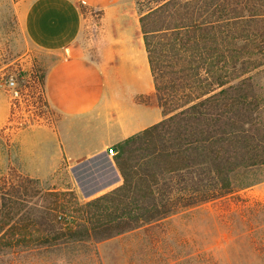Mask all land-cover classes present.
<instances>
[{"label":"trees","instance_id":"trees-1","mask_svg":"<svg viewBox=\"0 0 264 264\" xmlns=\"http://www.w3.org/2000/svg\"><path fill=\"white\" fill-rule=\"evenodd\" d=\"M138 24L153 83L139 103L163 118L113 146L121 183L89 201L54 190L25 208L13 195L37 180L0 178V255L110 239L264 166V0H160Z\"/></svg>","mask_w":264,"mask_h":264},{"label":"rangeland","instance_id":"rangeland-1","mask_svg":"<svg viewBox=\"0 0 264 264\" xmlns=\"http://www.w3.org/2000/svg\"><path fill=\"white\" fill-rule=\"evenodd\" d=\"M18 1L0 0V178L13 185L24 179L37 180L38 183L26 184L25 190L13 195L28 208L32 200H40L45 192L72 189V176L62 161L52 173L32 175V167L44 164V154L31 151L22 154L21 138L32 147V132L25 135L23 132L50 126L60 135H68L70 151L79 148L83 149L79 154H91L106 148L107 152L109 147L121 142L117 140L121 136L119 116L123 115L120 108L124 105L117 96L118 100L107 98L105 109L98 107L87 117L65 120L54 112L47 104L42 79L51 61L48 55L31 47L20 31L15 9ZM159 1L123 0L122 3L133 20H138L141 12ZM83 7L86 21L80 39L91 58V39L101 38V12ZM10 78L16 83L19 94L16 98L4 86ZM141 86L145 83L140 78L129 76L123 80L128 98ZM142 100H145L143 96L138 95L132 102L139 104ZM126 110L124 120L133 123L149 124L156 114L160 116L155 109L143 106L128 105ZM56 154H51L53 163ZM78 172L74 177L79 180L84 196L91 192L89 189L101 187L107 178L95 174L87 181ZM108 176L111 178L112 174ZM235 181L238 188L229 195L182 209L110 239L34 251L32 245L21 251L11 249L0 255V264H264V166L241 171ZM17 189L6 187L4 192L14 193Z\"/></svg>","mask_w":264,"mask_h":264},{"label":"crops","instance_id":"crops-1","mask_svg":"<svg viewBox=\"0 0 264 264\" xmlns=\"http://www.w3.org/2000/svg\"><path fill=\"white\" fill-rule=\"evenodd\" d=\"M123 0H19L16 3L18 26L31 47L48 55L51 65L44 78V94L48 106L62 119L90 116L98 107L105 109L107 98L123 103L119 116L121 136L118 142L159 122L163 117L155 106L134 104V96L150 95L153 83L150 76L146 51L143 45L138 20L129 15ZM101 12V38H92L90 47L93 57L88 56L80 35L86 21L81 6ZM86 46V45H85ZM140 78L145 86L125 96L123 87L129 76ZM149 77V78H148ZM151 81V82H150ZM142 88V89H141ZM143 106L160 112L149 124L124 120L126 107ZM155 111V113H156ZM62 128V127H61ZM32 147L25 138L20 139L22 154H44V164L32 167V175L52 173L60 161L65 163L72 176V189L78 199L89 200L120 184V175L106 148L95 153L79 154L83 149L70 151L68 135L50 126L33 127ZM56 152L55 163L51 154ZM104 154V156H102ZM37 157V156H36ZM90 180L92 175L105 179L98 188H91L82 195L79 180ZM78 172V173H79ZM109 174L112 177L109 178ZM176 217V216H173Z\"/></svg>","mask_w":264,"mask_h":264},{"label":"built area","instance_id":"built-area-1","mask_svg":"<svg viewBox=\"0 0 264 264\" xmlns=\"http://www.w3.org/2000/svg\"><path fill=\"white\" fill-rule=\"evenodd\" d=\"M4 86L13 98L18 97L19 94L16 89V83L13 79L10 78L9 80H7ZM107 152H108V155L113 156L116 152V149L114 147H109L107 149Z\"/></svg>","mask_w":264,"mask_h":264}]
</instances>
